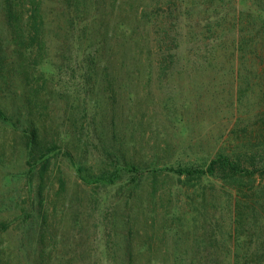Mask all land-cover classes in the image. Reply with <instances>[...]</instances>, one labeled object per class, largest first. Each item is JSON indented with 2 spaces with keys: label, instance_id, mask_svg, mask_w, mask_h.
I'll use <instances>...</instances> for the list:
<instances>
[{
  "label": "rangeland",
  "instance_id": "374dc122",
  "mask_svg": "<svg viewBox=\"0 0 264 264\" xmlns=\"http://www.w3.org/2000/svg\"><path fill=\"white\" fill-rule=\"evenodd\" d=\"M250 5L0 0L10 264H264V12ZM218 156L254 182L169 170Z\"/></svg>",
  "mask_w": 264,
  "mask_h": 264
},
{
  "label": "trees",
  "instance_id": "16d2710c",
  "mask_svg": "<svg viewBox=\"0 0 264 264\" xmlns=\"http://www.w3.org/2000/svg\"><path fill=\"white\" fill-rule=\"evenodd\" d=\"M6 3L10 4V0H6ZM250 6L252 8H256V10H254L255 12H260V11L264 12V0H251ZM36 12L37 11L34 8L33 13H36ZM10 20H11V14H10ZM237 21L238 19H236V22ZM237 50L240 52V54L243 53L242 48H237ZM256 55L260 57L259 53ZM0 119L6 120L5 115L3 114V111L1 109H0ZM32 137H34V134ZM32 137L28 138L29 143L32 142ZM169 170L173 171L179 176L185 175V176H188V179L189 177L190 178L192 177L195 180H199L205 175H217L218 173V175L221 174L220 176H222L221 178L223 180L230 182L232 184L234 183L241 187L245 185L244 180L246 177H249V182L251 183L254 182V179H252V176H254L258 172L256 168L252 169L251 171H247V170L245 171L240 167L239 163L231 161L229 157H226V156H223V158H220V156H218L217 158H213L204 167L194 168L193 166H179L174 169L170 168ZM260 170H263V169H260ZM263 174H264V171L260 175H263ZM8 231H9V223L6 221H0V234L8 233ZM5 248H7L6 251H5ZM5 248H3L2 245L0 244V264H10L11 262V258H7V252H8L9 246L6 245Z\"/></svg>",
  "mask_w": 264,
  "mask_h": 264
}]
</instances>
